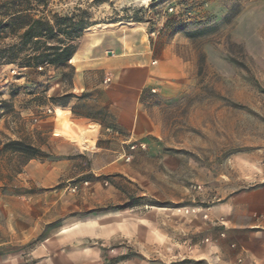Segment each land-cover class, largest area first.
Listing matches in <instances>:
<instances>
[{"label": "rangeland", "instance_id": "374dc122", "mask_svg": "<svg viewBox=\"0 0 264 264\" xmlns=\"http://www.w3.org/2000/svg\"><path fill=\"white\" fill-rule=\"evenodd\" d=\"M51 8L87 10L85 34L150 48L161 79L144 94L153 133L98 136L30 84L35 74L0 66V150L23 140L45 154H0V264H242L239 225L264 204V0Z\"/></svg>", "mask_w": 264, "mask_h": 264}, {"label": "crops", "instance_id": "0c3cea01", "mask_svg": "<svg viewBox=\"0 0 264 264\" xmlns=\"http://www.w3.org/2000/svg\"><path fill=\"white\" fill-rule=\"evenodd\" d=\"M76 45V54L67 68L44 69V94L48 98L72 95L66 107H58L67 110L80 125L92 126L98 136L109 133L110 138L127 143L141 135L143 126L144 134L153 133L141 101L144 92L161 80L150 48L140 49L118 32L84 34ZM68 71H73L71 79ZM29 82L41 84L43 80ZM249 209L247 224L239 225L247 229V239L238 259L242 264H264V204Z\"/></svg>", "mask_w": 264, "mask_h": 264}, {"label": "trees", "instance_id": "16d2710c", "mask_svg": "<svg viewBox=\"0 0 264 264\" xmlns=\"http://www.w3.org/2000/svg\"><path fill=\"white\" fill-rule=\"evenodd\" d=\"M64 1L0 0V40H16L13 45L0 48V66L14 65L21 71L34 70L31 73L36 75L33 83L43 80L41 84H34L41 89L44 88L45 68L68 67L76 54V43L95 23L87 10L74 8L60 12L51 8L53 3ZM71 73L67 75L69 79L73 76V71ZM144 94L141 98L143 104ZM72 97L52 96L50 100L56 106L66 107ZM1 153L22 157L25 163L45 157L41 149L23 140H8L2 145Z\"/></svg>", "mask_w": 264, "mask_h": 264}, {"label": "built area", "instance_id": "2783aa9c", "mask_svg": "<svg viewBox=\"0 0 264 264\" xmlns=\"http://www.w3.org/2000/svg\"><path fill=\"white\" fill-rule=\"evenodd\" d=\"M153 92H155V91L153 90ZM53 114L57 115V111L54 108H47L44 110L45 116H51ZM132 149H135V146H132Z\"/></svg>", "mask_w": 264, "mask_h": 264}, {"label": "bare ground", "instance_id": "6f19581e", "mask_svg": "<svg viewBox=\"0 0 264 264\" xmlns=\"http://www.w3.org/2000/svg\"><path fill=\"white\" fill-rule=\"evenodd\" d=\"M84 141V140H83ZM84 143H87L86 141Z\"/></svg>", "mask_w": 264, "mask_h": 264}]
</instances>
